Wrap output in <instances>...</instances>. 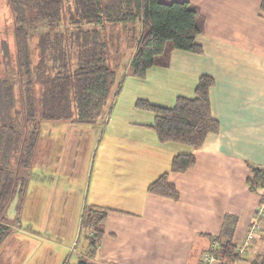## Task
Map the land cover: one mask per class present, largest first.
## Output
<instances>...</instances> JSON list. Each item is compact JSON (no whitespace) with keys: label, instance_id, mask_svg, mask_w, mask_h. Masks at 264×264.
Returning a JSON list of instances; mask_svg holds the SVG:
<instances>
[{"label":"trees","instance_id":"16d2710c","mask_svg":"<svg viewBox=\"0 0 264 264\" xmlns=\"http://www.w3.org/2000/svg\"><path fill=\"white\" fill-rule=\"evenodd\" d=\"M8 3L13 15L19 70L14 85L7 78L0 80V248L12 235L6 219L10 203L16 193L21 202L26 196L42 124H95L107 112L111 114L122 88V83L118 84L112 92L116 79L112 53L120 50V39L129 46L136 41L130 66L134 77L144 79L153 67L167 63L171 49L202 54L204 48L198 38L205 33L206 26L200 9L187 1L166 4L162 0H8ZM261 13L264 16V0ZM213 86L214 79L204 75L195 96L180 97L173 107L146 100L138 101L136 107L154 114L151 128L160 144L197 150L221 128L211 111ZM18 114L22 127L16 120ZM195 163L193 153L177 154L169 173H185ZM169 173L150 183L147 190L178 200L179 192L169 181ZM247 182L251 191L264 189V170L253 169ZM113 211L96 205L85 207L80 233L86 246L77 264H89L96 257L105 220ZM211 240L216 246L207 252L220 260L217 264L240 261L229 227L222 237ZM251 264H264V255Z\"/></svg>","mask_w":264,"mask_h":264},{"label":"crops","instance_id":"0c3cea01","mask_svg":"<svg viewBox=\"0 0 264 264\" xmlns=\"http://www.w3.org/2000/svg\"><path fill=\"white\" fill-rule=\"evenodd\" d=\"M182 1L198 7L205 16V33L198 38L204 52L171 49L167 63L153 67L144 79L131 73L124 85L121 82L120 94L127 91L129 103L137 110L140 100L173 107L180 97H194L200 78L210 76L214 79L211 111L220 131L209 135L197 150L179 145L165 149L173 152L171 161L180 153L195 155V165L185 173H169L170 165L149 183L139 181L134 186L131 179L120 174L123 166L118 165L111 185L106 183L109 191L97 194L91 204L83 199L81 219L89 205L115 210L105 220L99 250L89 264H201L204 253L216 246L211 238L222 237L226 227L231 229L237 246L244 242L261 202L264 189L251 191L247 181L253 169L264 170L263 0ZM168 85L175 86L174 94L164 89ZM118 107L126 108L117 102L115 109ZM133 117L139 127L153 121L145 113ZM64 162L62 157L60 166L67 169ZM166 172L179 192L178 200L147 190ZM13 235L14 230L0 252H7ZM84 252L79 251L78 259ZM261 255L264 225L236 264H251Z\"/></svg>","mask_w":264,"mask_h":264},{"label":"rangeland","instance_id":"374dc122","mask_svg":"<svg viewBox=\"0 0 264 264\" xmlns=\"http://www.w3.org/2000/svg\"><path fill=\"white\" fill-rule=\"evenodd\" d=\"M175 1L182 0L162 2L170 4ZM13 23L8 0H0V80L7 78V82L9 80L14 85L19 69ZM120 42V50L112 53L111 65L116 70L112 92L122 81L124 85L132 73L130 63L136 41L130 46L124 39H120ZM164 89L172 94L176 91L174 85L165 86ZM151 90L157 91L155 88ZM115 102L126 108L115 109ZM129 102L127 91L123 95L119 94L111 114L107 112L95 124H42L41 140L29 173L24 201L21 202L20 195L16 193L7 210L6 219L14 230V242L7 246L6 253L1 250L0 264H77L78 253L84 251L86 246L79 230L83 199L87 198L85 204H91L97 194L109 191L118 165L123 166L124 172L120 174L131 179L134 186L139 181L149 183L157 172H162L164 168L170 169L173 152L169 154L165 151L171 146L160 144L151 128L154 115L149 111L137 110ZM142 113L153 117L152 123L148 124L150 126L137 125L138 121L133 115ZM16 117L22 127L20 114ZM105 119L108 124L103 123ZM62 157L65 158L64 166L67 169L60 166ZM263 225L264 218L257 233L248 242L245 254ZM249 231L243 243L247 241ZM219 262L216 259L215 264Z\"/></svg>","mask_w":264,"mask_h":264},{"label":"built area","instance_id":"2783aa9c","mask_svg":"<svg viewBox=\"0 0 264 264\" xmlns=\"http://www.w3.org/2000/svg\"><path fill=\"white\" fill-rule=\"evenodd\" d=\"M264 218V192L261 198V202L255 211V220L251 225L248 239L245 243L237 246V252L240 256L245 254L246 248L248 246V242L254 237L259 229L260 223H262V219ZM216 258L214 257L212 252H205L202 259V264H215ZM70 264V263H67Z\"/></svg>","mask_w":264,"mask_h":264}]
</instances>
